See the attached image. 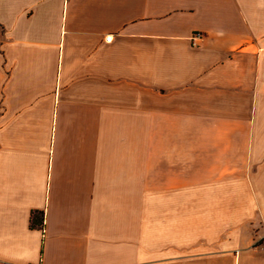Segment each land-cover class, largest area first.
Listing matches in <instances>:
<instances>
[{
	"label": "crops",
	"instance_id": "crops-1",
	"mask_svg": "<svg viewBox=\"0 0 264 264\" xmlns=\"http://www.w3.org/2000/svg\"><path fill=\"white\" fill-rule=\"evenodd\" d=\"M0 264H264V0H0Z\"/></svg>",
	"mask_w": 264,
	"mask_h": 264
},
{
	"label": "trees",
	"instance_id": "trees-1",
	"mask_svg": "<svg viewBox=\"0 0 264 264\" xmlns=\"http://www.w3.org/2000/svg\"><path fill=\"white\" fill-rule=\"evenodd\" d=\"M41 227L44 226V213L35 214L33 217V227Z\"/></svg>",
	"mask_w": 264,
	"mask_h": 264
},
{
	"label": "built area",
	"instance_id": "built-area-1",
	"mask_svg": "<svg viewBox=\"0 0 264 264\" xmlns=\"http://www.w3.org/2000/svg\"><path fill=\"white\" fill-rule=\"evenodd\" d=\"M202 37H203V36H202L201 34H198L197 37H196V39H200V40H201ZM106 40H107V41H111V40H112V36H108V37H106Z\"/></svg>",
	"mask_w": 264,
	"mask_h": 264
}]
</instances>
